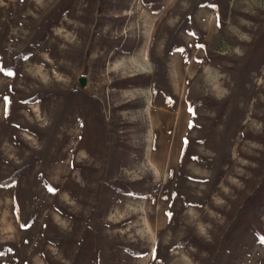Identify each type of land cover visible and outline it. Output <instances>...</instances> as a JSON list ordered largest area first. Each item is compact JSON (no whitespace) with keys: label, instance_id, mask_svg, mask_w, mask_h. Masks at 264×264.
Here are the masks:
<instances>
[{"label":"rangeland","instance_id":"rangeland-1","mask_svg":"<svg viewBox=\"0 0 264 264\" xmlns=\"http://www.w3.org/2000/svg\"><path fill=\"white\" fill-rule=\"evenodd\" d=\"M0 264H264V0H0Z\"/></svg>","mask_w":264,"mask_h":264},{"label":"trees","instance_id":"trees-1","mask_svg":"<svg viewBox=\"0 0 264 264\" xmlns=\"http://www.w3.org/2000/svg\"><path fill=\"white\" fill-rule=\"evenodd\" d=\"M197 106V103L195 104L194 103V107H196ZM134 191L133 190H131V191H127V193H133Z\"/></svg>","mask_w":264,"mask_h":264},{"label":"water","instance_id":"water-1","mask_svg":"<svg viewBox=\"0 0 264 264\" xmlns=\"http://www.w3.org/2000/svg\"><path fill=\"white\" fill-rule=\"evenodd\" d=\"M81 83H82L83 85H85V79H84V78L81 79Z\"/></svg>","mask_w":264,"mask_h":264},{"label":"bare ground","instance_id":"bare-ground-1","mask_svg":"<svg viewBox=\"0 0 264 264\" xmlns=\"http://www.w3.org/2000/svg\"><path fill=\"white\" fill-rule=\"evenodd\" d=\"M163 153H164V151H162V158L164 157Z\"/></svg>","mask_w":264,"mask_h":264}]
</instances>
